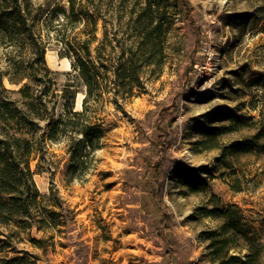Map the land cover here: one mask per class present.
I'll return each mask as SVG.
<instances>
[{
  "label": "rangeland",
  "instance_id": "rangeland-1",
  "mask_svg": "<svg viewBox=\"0 0 264 264\" xmlns=\"http://www.w3.org/2000/svg\"><path fill=\"white\" fill-rule=\"evenodd\" d=\"M149 2L162 26L161 53L139 68L129 94L90 101L106 129L101 149L71 172L76 141H44L49 121H33V181L41 195L59 198L62 209L50 208L63 225L41 246L32 242L43 236L35 228L0 225V264H264V0H85L102 15L95 39L84 22L52 12L67 0H18L29 5L24 26L8 15L14 0H0V105L12 103L29 121L27 104L41 97L46 116L57 118L61 93L73 85L80 111L85 87L65 41L76 48L93 40L98 66L119 54L118 41L141 49L138 30L120 22ZM24 84L34 100L18 93ZM19 129L17 120L0 123V140L22 136ZM251 137L252 152L220 159L223 147ZM215 206L231 210L224 243L220 214L204 216Z\"/></svg>",
  "mask_w": 264,
  "mask_h": 264
},
{
  "label": "trees",
  "instance_id": "trees-1",
  "mask_svg": "<svg viewBox=\"0 0 264 264\" xmlns=\"http://www.w3.org/2000/svg\"><path fill=\"white\" fill-rule=\"evenodd\" d=\"M84 1L67 0V8L53 9L52 12L61 15L62 19L67 23L84 22L86 28L90 30L88 33L93 34L95 39L98 22L102 19V15L98 5H87ZM14 4L16 10L8 15L19 20L24 26L28 19L27 15H30L29 13L26 14L29 5L27 3V7L24 9L22 5L18 4V0H14ZM24 10L25 15L22 14ZM156 11L149 2L136 15L127 17L123 23L120 22L125 29L132 25L138 30V37H140L143 47L140 49L139 46L134 45L132 42L127 44V41H125L121 44L118 41L119 54L114 57L111 52L107 53V58L103 57V60L106 61V65H101L104 68V72L100 71L99 67L101 66H98V60L91 55L88 49V45L93 40L85 39L80 41L76 48H73L68 40L65 41V45L72 52L71 68L75 79H78L85 87V96L82 99L80 111L74 109L77 89H73V85H67L61 93L63 100L62 112L57 118L46 116L47 104L41 101V97L37 104L33 102L27 104L25 112L30 115L29 121H24L25 119H21V117L18 118L21 111L13 107L12 103L4 102L0 105V123L9 124L17 120V124L21 128L19 132L22 134L20 137L0 140L1 226L11 227L13 230L16 228L22 232L35 228L37 232H42L43 236L42 239H32V242L41 246L45 240L44 238L51 239L52 236L49 234L53 229L63 225V222L59 220L60 212L50 208L57 207L60 210L62 209L59 198L52 190H50L48 195H41L33 181L30 161L35 152L39 150L36 148L37 142L34 141V137L31 135V132H35L34 129L36 127L33 121H49L48 134L44 141H57L58 136L61 134H70V140L76 141L68 149L70 153L69 169L71 172L76 171L78 164H84V158L93 156L97 150L101 149V140L106 133V129L103 127V121L96 117V109H93L89 103L90 101L93 104L99 103V99L105 93H111L112 95L118 93L129 94L134 86L139 85V76L137 74L139 68L144 65H152L156 58L155 56L161 53L163 31L161 24L156 20ZM103 28H105L104 23ZM115 48L111 46L112 50ZM44 49L45 46L40 48L39 62L42 70L48 72L45 67ZM110 76H112V80H110ZM30 89L28 84H24L18 89V93L24 98L33 99L29 93ZM21 122H26L30 129L21 127L25 125V123L23 125ZM211 135L215 136L217 133L213 132ZM256 139L257 137H251L235 141L223 147L220 159L225 158L227 155L252 152L257 144ZM183 183L191 190L200 189L202 184L197 179H184ZM216 207L206 210L204 216L217 217V214H220L223 223L220 226L221 233H219V238H221L220 242L224 243L226 240L224 239L227 233L226 229L229 227V220L232 219L231 210L230 208H222L218 211ZM215 245L216 243L213 241L209 248H215Z\"/></svg>",
  "mask_w": 264,
  "mask_h": 264
}]
</instances>
